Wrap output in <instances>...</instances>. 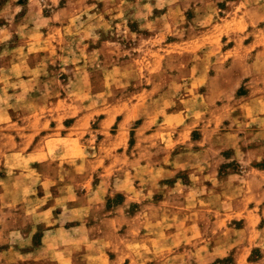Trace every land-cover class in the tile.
<instances>
[{"label":"rangeland","instance_id":"1","mask_svg":"<svg viewBox=\"0 0 264 264\" xmlns=\"http://www.w3.org/2000/svg\"><path fill=\"white\" fill-rule=\"evenodd\" d=\"M0 264H264V0H0Z\"/></svg>","mask_w":264,"mask_h":264}]
</instances>
